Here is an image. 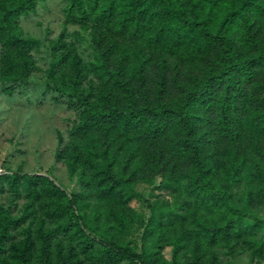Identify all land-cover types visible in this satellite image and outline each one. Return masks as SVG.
<instances>
[{"label": "trees", "instance_id": "trees-1", "mask_svg": "<svg viewBox=\"0 0 264 264\" xmlns=\"http://www.w3.org/2000/svg\"><path fill=\"white\" fill-rule=\"evenodd\" d=\"M38 1L0 0L9 92L36 68L35 39L16 26ZM68 16L90 30L94 56L86 70L75 52L69 88L49 85L78 107L61 155L84 191L0 174V195L6 181L12 192L0 205V264H220L216 246L250 242L246 211L264 206V0H70ZM157 177L176 196V219L153 207L146 221L130 205L137 185ZM139 229L141 251L128 239ZM169 242L172 261L162 253Z\"/></svg>", "mask_w": 264, "mask_h": 264}, {"label": "rangeland", "instance_id": "rangeland-1", "mask_svg": "<svg viewBox=\"0 0 264 264\" xmlns=\"http://www.w3.org/2000/svg\"><path fill=\"white\" fill-rule=\"evenodd\" d=\"M69 1L39 0L29 14L21 15L17 23L16 30L35 39L32 55L36 68L30 75L29 82L25 86H17L12 92L6 90L8 84L0 82V174H41L71 194L84 191V185L80 181L82 173L80 170L70 169L61 151L68 139V132L78 107L74 106L75 103L68 93L59 92L50 85L57 83L68 89L71 77L69 69H74L71 61L74 60L75 52L80 59L81 68L86 70L94 52L89 41L90 30L69 21ZM104 1L98 0L99 6H102ZM67 55L70 56L69 66L61 69L57 68L58 64L54 66L56 59L61 56L65 58ZM59 64L62 66L61 61ZM61 137L65 138L64 141ZM5 175L2 179H11ZM5 185L7 192L0 195V205L11 201V184L6 181ZM159 185L160 177H157L153 184L139 183L137 190L140 197H134L130 201V205L138 210L146 221L153 215V207L157 210L156 214L166 211L172 218H177L174 212L177 207L174 202L176 196ZM86 201V209L90 212L94 199L90 197ZM25 205L26 199L20 198L19 210L18 207L15 210L24 213ZM209 208L206 212L210 213V217H216ZM246 213V233L254 232V237L244 246L237 247L234 252L226 250L227 246H216L220 264H264V254L257 247V241L263 237L264 206L252 208ZM41 214L43 212H40ZM29 220L24 221L22 228L31 222ZM261 221L263 223L260 224ZM172 227L173 230H169L172 235L169 236L170 240L179 234L180 222ZM143 233L144 230L139 229L128 236L138 251L143 247ZM159 234L160 232L156 231L152 237H158ZM150 243L149 241L145 244ZM173 248V244L169 242L162 250L164 257L169 261L173 260ZM122 264H128V261H123Z\"/></svg>", "mask_w": 264, "mask_h": 264}, {"label": "built area", "instance_id": "built-area-1", "mask_svg": "<svg viewBox=\"0 0 264 264\" xmlns=\"http://www.w3.org/2000/svg\"><path fill=\"white\" fill-rule=\"evenodd\" d=\"M0 173H2V168L0 167Z\"/></svg>", "mask_w": 264, "mask_h": 264}]
</instances>
